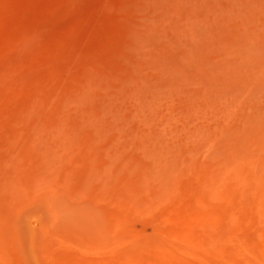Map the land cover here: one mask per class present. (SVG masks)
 <instances>
[{
    "label": "rangeland",
    "instance_id": "obj_1",
    "mask_svg": "<svg viewBox=\"0 0 264 264\" xmlns=\"http://www.w3.org/2000/svg\"><path fill=\"white\" fill-rule=\"evenodd\" d=\"M255 153L264 0H0V264L135 251L183 219L198 252L209 222L264 264L253 184L228 166L213 188Z\"/></svg>",
    "mask_w": 264,
    "mask_h": 264
},
{
    "label": "bare ground",
    "instance_id": "obj_2",
    "mask_svg": "<svg viewBox=\"0 0 264 264\" xmlns=\"http://www.w3.org/2000/svg\"><path fill=\"white\" fill-rule=\"evenodd\" d=\"M261 143L260 145L262 146ZM228 166L233 167L231 179L234 181L235 184H253V187L257 191V195H259V197L255 200L253 198L252 201H249L245 198L241 200L242 210L243 213L247 215L246 218H251L253 217V214H256L258 218V225L263 226L264 228V154L259 157L258 161L255 153V155L248 156L246 159L241 161L232 160L228 162L223 168L217 169L215 172V183L213 186L214 189H220L222 184L225 182V174L226 170L228 169ZM54 191L57 194V191L55 189ZM41 202H44L42 203L44 210L45 208L48 211L50 210L54 212L58 210L57 206L51 202L45 200ZM35 205L40 206L39 203H36ZM33 207H29L26 209L33 210ZM47 210L46 216L43 215V213L41 214L47 218V221H49V215ZM236 211L237 209L235 208L230 210L231 214H237ZM232 224V220H224V225L226 227H229ZM187 225V222L185 221V219H183L182 226L169 227V236H165L163 233L157 232L159 240H150L146 244H143L139 238L134 237L133 240L138 246V250L135 251H133L132 248L128 247L125 244L122 250H118L115 247L112 248L111 246L99 247L93 245L90 246V252L88 253L84 250H80V254H70L68 252H65L64 264H180V260H182L183 264H249L247 257H245L244 254L242 255L239 249L236 251L230 249V242L224 241L219 235L215 226L209 222L205 223V228L207 230L206 252H209H198L197 250L199 248L196 247L194 242L189 238L187 234ZM122 227H125V225ZM193 229L197 233H202V231H200L196 227H193ZM262 229L259 232H256L259 237H262ZM106 232L107 231H105V233ZM40 234L41 232H39V236ZM235 237L239 238L238 236ZM171 239L178 241L180 243L179 246L175 244L177 246L176 247L171 241ZM45 241L48 245H51V241L49 239H45ZM65 241L68 242L67 240ZM239 241L241 240L239 239ZM71 244L74 245L73 241ZM218 245L227 247L229 249V252L226 254V252L221 251ZM242 246H244L246 251L251 252V248L246 244V242H244ZM194 249H196V251L195 253H192L191 251H193ZM52 264H58L54 258L52 259Z\"/></svg>",
    "mask_w": 264,
    "mask_h": 264
}]
</instances>
